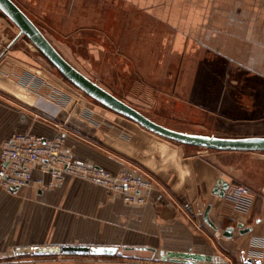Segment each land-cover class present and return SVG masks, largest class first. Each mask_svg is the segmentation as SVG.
Instances as JSON below:
<instances>
[{
    "label": "crops",
    "instance_id": "obj_1",
    "mask_svg": "<svg viewBox=\"0 0 264 264\" xmlns=\"http://www.w3.org/2000/svg\"><path fill=\"white\" fill-rule=\"evenodd\" d=\"M120 1L151 9L152 18L175 28L171 52L180 58L172 83V97L180 102L176 109L264 122V0ZM12 26L0 15V155L13 134L63 135L64 150L74 161L148 179L154 188L141 192L145 203L132 204L70 175L53 183L51 175L32 165L28 185L0 194V264H185L160 260L161 250L212 257L195 264H264V204L242 212L213 193L219 179L232 185L240 173L226 158L264 152L198 150L158 136L77 93L32 43L24 45L18 34L9 38ZM192 54L195 70L201 64L199 70L208 72L193 80L190 67L183 66ZM45 73L51 77L43 78ZM208 205L216 229L204 222ZM240 225L250 231L242 234ZM228 227L231 238L223 235ZM39 245L147 247L157 253L123 251V256L140 253L123 262L15 255L16 248Z\"/></svg>",
    "mask_w": 264,
    "mask_h": 264
},
{
    "label": "rangeland",
    "instance_id": "obj_2",
    "mask_svg": "<svg viewBox=\"0 0 264 264\" xmlns=\"http://www.w3.org/2000/svg\"><path fill=\"white\" fill-rule=\"evenodd\" d=\"M44 1L46 4H40V0H15L74 67L155 122L195 134L264 136L262 119H229L209 110L196 112L175 108L180 105L175 101L177 95L175 99L172 97V83L179 73L180 61L179 55L171 52L175 28L152 18L151 9L138 8L120 0H53L56 6H50L51 0ZM0 15L6 17L1 11ZM12 27L9 38L19 35L18 28ZM21 40L24 45L31 44L24 36H21ZM194 44L190 41V46ZM207 60L206 64H212L211 58ZM44 62L50 65L45 57ZM195 62L197 64L192 54L183 65L190 67L187 74L192 80L197 73H208L204 69L199 70L201 64L195 70ZM50 68L59 78H63L53 66ZM182 71L184 75L185 69ZM48 77L51 76H46V73L43 76ZM76 91L82 93L78 89ZM88 99L97 103L90 97ZM195 149L204 150L199 147ZM233 156L225 159L226 163L240 169L233 184L245 185L252 191L255 198L253 208L257 211L260 204H264V153ZM138 254L124 252L125 256H114L112 259L96 258L123 262L136 259ZM74 257L84 260L95 258ZM156 257L160 258L158 255Z\"/></svg>",
    "mask_w": 264,
    "mask_h": 264
},
{
    "label": "water",
    "instance_id": "obj_3",
    "mask_svg": "<svg viewBox=\"0 0 264 264\" xmlns=\"http://www.w3.org/2000/svg\"><path fill=\"white\" fill-rule=\"evenodd\" d=\"M0 11L18 28L19 35L25 36L46 58V60L74 87L82 93L96 101L101 106L137 123L148 131L188 146L199 147L215 151L231 152H264V136L249 137H219L214 135L195 134L178 131L162 124H159L147 117L131 105L127 104L108 90L104 89L96 82L88 78L76 67H74L49 41L38 26L28 17V15L13 0H0ZM229 184L223 179H219L213 193L223 197ZM210 205L204 211L203 219L206 224L216 229V226L209 218ZM242 228V225L239 226ZM232 227H228L223 235L226 238L232 237ZM250 228L241 229L244 234ZM148 250L157 253L154 248L147 247H118V246H90V245H39L33 247H19L15 249L16 256H121L123 251ZM162 261L182 262L185 264H195L197 262H210L212 257L193 252H176L161 250L157 253ZM254 260L247 258L248 263ZM260 264V261H255Z\"/></svg>",
    "mask_w": 264,
    "mask_h": 264
},
{
    "label": "built area",
    "instance_id": "obj_4",
    "mask_svg": "<svg viewBox=\"0 0 264 264\" xmlns=\"http://www.w3.org/2000/svg\"><path fill=\"white\" fill-rule=\"evenodd\" d=\"M64 146L63 135L45 138L29 133L13 134L4 142L1 150L0 194L4 190H15L28 185L32 180L29 169L32 165H37L41 172L51 175L53 183L61 181L64 175H70L121 194L126 202L132 204L145 203L146 198L141 192L148 193L154 188L152 181L148 179L131 177L125 173L113 175L74 161L65 152ZM224 196L234 209L242 212L248 211L255 201L252 191L240 184H229Z\"/></svg>",
    "mask_w": 264,
    "mask_h": 264
},
{
    "label": "trees",
    "instance_id": "obj_5",
    "mask_svg": "<svg viewBox=\"0 0 264 264\" xmlns=\"http://www.w3.org/2000/svg\"><path fill=\"white\" fill-rule=\"evenodd\" d=\"M24 38H26L25 36H24ZM27 39V38H26ZM61 75V74H60ZM62 76V75H61ZM63 77V76H62ZM64 78V77H63ZM65 79V78H64ZM66 80V79H65ZM69 82V81H68ZM122 256V255H121ZM121 256H117V257H121ZM52 257H56V256H52ZM64 257H69V256H64ZM92 257H95V256H92ZM98 257H100V258H104V259H112V258H114V256H98ZM70 258V257H69ZM96 258V257H95Z\"/></svg>",
    "mask_w": 264,
    "mask_h": 264
}]
</instances>
